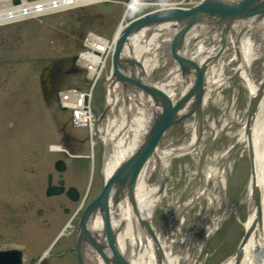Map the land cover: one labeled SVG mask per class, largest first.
Returning a JSON list of instances; mask_svg holds the SVG:
<instances>
[{"label": "bare ground", "instance_id": "6f19581e", "mask_svg": "<svg viewBox=\"0 0 264 264\" xmlns=\"http://www.w3.org/2000/svg\"><path fill=\"white\" fill-rule=\"evenodd\" d=\"M35 1V3L33 2ZM211 2L210 6H206L205 10L213 12L214 14H204L203 12H198L197 17L192 16L188 13V10L196 8L201 4L195 3V0H158L151 1L154 4H151V8H158L162 13H169L170 17L167 18L166 22H152V23H142L132 27H127L129 24L123 22H117L111 34L105 35L104 37L95 35L94 33H89L85 41H80L79 35H76L81 30L86 28L84 23H79L80 18L85 19L86 16H89L86 11L90 8L91 4H98L101 0H58L51 1L47 0L45 3L37 2V0H0V26L10 22V21H20L22 19H27L30 16L33 17V20L42 22L45 14L53 15L56 13L68 14L63 17V22L65 23V30L70 31L71 38L66 39L64 46L65 48L71 50L73 48L81 49L85 46L88 50H94L96 52L95 59L97 62L95 64L90 63V68L88 72L95 74V77L102 71L103 63L105 62L104 58L109 57L110 54L117 57L120 61V57L124 53L132 55L135 59L139 61V64L145 70L146 74H149L152 71V68L156 67L160 61L163 59L170 58L169 51H175L177 55L184 59H189L192 55H197V58L202 59L208 58L212 63H209V60H202L201 67L206 72V83L207 88L214 90L215 87L224 85L231 77H239L241 83L248 89L250 94L255 93L258 84L253 79L250 66L254 59L260 57L264 51V19L261 15L255 16L257 13L250 12V5L254 7V4H258V1L264 0H249V7L244 3L242 8H238L237 5L233 2L236 0H209ZM239 1V0H238ZM213 2V3H212ZM156 3V4H155ZM32 4V5H31ZM46 4V5H45ZM182 4L185 5V8H182ZM194 4V6L192 5ZM214 4V5H213ZM237 7V12L239 14L232 16H224L221 13L222 9H227L231 5ZM39 6V10L42 12L35 11V6ZM45 7H41V6ZM192 5V6H191ZM149 7L150 4L145 5ZM219 6H222L221 9H218ZM244 6V7H243ZM78 8V9H76ZM157 9V10H158ZM199 7L197 10H200ZM73 10V11H71ZM158 10V11H159ZM70 11V12H69ZM235 10H233L234 12ZM69 12V13H68ZM236 12V13H237ZM45 13V14H44ZM251 13V14H250ZM79 14V16H78ZM249 15L248 17H245ZM78 16V18H77ZM264 16V15H263ZM208 17V18H206ZM101 18L92 19L94 22H97ZM60 23V22H59ZM216 24V26L214 25ZM213 24V33H210V30L206 29L205 25ZM127 27V28H126ZM205 27V28H204ZM126 28V29H125ZM196 30H199L197 32ZM124 31H129V33H124ZM82 32V31H81ZM99 32V31H98ZM201 38H200V37ZM175 37H180V45L176 47L172 46ZM203 39H210V42L203 44ZM119 42L120 50L119 55L118 44ZM206 43V41H205ZM83 45V46H82ZM75 49V50H77ZM72 51V50H71ZM92 53H89V55ZM210 55V56H208ZM221 55L228 58V61L221 59ZM217 60L216 62H214ZM234 60L235 63L229 67V72L225 73L223 70L229 61ZM47 64V73L53 71L52 68L56 66V70L59 71L62 64V60H55ZM184 68L181 69V63L179 60L174 57V63L172 69L167 70V77L162 81L151 80V84L147 86L146 80L139 79V81H132L131 77L128 74L132 69L137 68L135 63L129 60L126 57H123V60L120 62L113 61L112 70L110 71L111 75L115 76L114 81H108L107 90L105 93V102H107L109 109L118 115L112 114L113 118L107 120V122L101 127L98 131V136L104 138L105 140L110 139L113 149L111 152H108L107 158L104 161L102 173L104 176H108L111 173V170L114 169L118 160L123 156L130 153H134L132 161L129 160L128 169H133L137 159H139L140 152L139 148L134 149L136 144L141 139L143 132L146 130L147 126H151L152 123L149 122L150 116L163 113L166 110L163 109V101L157 99L156 93L161 92L170 96L172 99L176 97H181L185 93L184 86H187L186 80L190 78H182L179 70H182V75L185 76L188 73H197L193 66L187 64L183 61ZM207 65V66H206ZM63 66V65H62ZM230 77V78H229ZM229 78V79H228ZM192 79V77H191ZM148 80V79H147ZM259 79L258 81H260ZM257 81V82H258ZM129 83L127 86V91L130 92V97L127 96V91L123 90L124 86ZM48 88L46 89V94L51 95L54 91L52 88V83H47ZM146 85L147 87H144ZM158 87H156V86ZM140 89V93L137 91ZM6 90H11L9 87ZM204 90H200L199 102L200 103H213L214 95L210 90L203 93ZM138 92V93H137ZM208 92V93H207ZM137 93V94H135ZM196 93V92H195ZM195 93L190 96L183 104V100L177 106L176 101L168 100V105L172 108V113L175 116L180 115L181 118L184 117V114L190 110L197 107L195 102ZM67 98H60L59 102L62 104H69L71 96L69 93L66 95ZM214 96V97H213ZM84 98V93L79 94L75 99L79 100ZM217 98V96H216ZM179 100V99H178ZM81 103L83 101L79 100ZM121 102V103H120ZM4 104H6L4 102ZM55 104V102H54ZM182 104V105H181ZM264 93L261 96V99L258 103L257 110L252 114L251 122V139L254 151V183L257 184L260 190V204L264 205ZM56 105V104H55ZM116 107L115 111L113 108ZM158 108V111L154 109ZM77 109V108H76ZM178 109V110H177ZM185 110V113H180L179 111ZM153 111V112H151ZM77 112H81V109H77ZM125 115V116H124ZM214 122H211L213 125ZM125 125L126 132L122 130V126ZM154 125V123H153ZM194 125V124H193ZM191 135L190 141L179 147H164L160 151L161 162L165 163L174 155H182L187 151H191L195 156L200 157V152L194 151L195 145V133L197 127L192 126L190 128ZM244 129L239 130L238 140L244 142L247 140L246 136L243 134ZM125 133V134H123ZM97 136V135H93ZM93 141V139H92ZM169 143V141H168ZM93 144H90V147ZM51 149L58 150L59 144L50 145ZM134 149V150H133ZM221 154V153H220ZM158 156V153L155 154ZM222 159L224 155H221ZM149 159V158H148ZM155 159V158H154ZM156 161L154 160L153 163ZM209 162V161H208ZM150 162L149 164H153ZM222 168L217 167L211 164H207L203 169V178L208 181L209 184L212 179H219L222 181ZM89 173L88 170H86ZM126 172V171H125ZM146 178L143 177V180L140 181L138 189L133 190V193L136 194V200L142 211L149 213L152 211L154 203L158 202L162 198V189L159 190V184H149L145 181ZM199 190V186L196 188ZM210 186L200 189L194 199H189L186 204L194 203L197 204L196 199H203L210 207L217 203L218 208L222 211L226 209V204L222 199L220 194H211ZM114 196V192H111ZM110 193H108V199L112 198ZM127 199L121 198V201L118 203L116 211H121V215H104L106 220H108V225L111 224L114 228L110 230L112 233L115 231L116 235L111 236L113 239L114 246H109V239H106V235L103 234L104 227L102 225V216L98 213L90 214L91 220L87 221L85 226L87 230L96 232L100 235L94 236L95 240L91 244L92 239L87 236L83 237L85 241L91 245V251L95 253V256L104 258L107 263L109 262V255H112V248L115 249L117 253L122 256L126 255L130 264H158L157 263V251L158 247L161 246V237H164V241L167 246L165 247V254L162 251L159 259L162 260V264H178L179 260H183L186 264H191L190 251L184 249L181 244L183 241H186L184 230V225H181V222L184 217L179 216L176 218L173 223L174 227L170 228L169 231H166L163 234V231L158 235L155 231L152 234L145 233L144 228H140L137 225V216L132 210V205ZM200 202V200H199ZM184 204V203H183ZM112 207H116L117 204H112ZM139 209V208H138ZM140 210V209H139ZM138 210V212H139ZM140 210V211H141ZM200 210V208H199ZM262 213V212H261ZM69 215H72L70 213ZM67 215V220L69 219ZM143 216V215H141ZM217 216H210L208 222H205L204 229L207 231L213 230L217 225ZM261 221V224H256V228L250 230L247 233V236L244 240L243 250L238 260V264H264V213L257 216L255 213V208L251 206L249 209L248 216L245 221V225L251 221ZM104 220V219H103ZM122 222V223H121ZM121 223V224H120ZM258 223V222H257ZM145 230V231H144ZM106 230L104 231V233ZM91 235V234H90ZM110 237V236H109ZM175 237V239H173ZM99 239L101 241H99ZM190 240V239H189ZM107 243V246H105ZM200 245L196 248V253L198 251L202 253V247L204 244L198 243ZM177 245V246H176ZM181 246V247H180ZM103 264V262H102ZM222 264H232L231 258L225 260Z\"/></svg>", "mask_w": 264, "mask_h": 264}, {"label": "rangeland", "instance_id": "374dc122", "mask_svg": "<svg viewBox=\"0 0 264 264\" xmlns=\"http://www.w3.org/2000/svg\"><path fill=\"white\" fill-rule=\"evenodd\" d=\"M100 6L102 5L97 4L96 7L109 9L110 12L115 14L114 22L109 23L110 25L108 24L107 28L97 25L93 28L103 29L110 33L121 16L120 8L117 5H107L108 8ZM146 9L147 7L130 9L127 15L129 17L130 14L132 16ZM63 16L64 14L57 13L47 16L42 22L27 19L0 26L1 199L7 197L22 198L27 194L40 195L42 201H37L35 207L42 206V204L46 205V202L53 199L44 196L42 192L45 185L44 173L48 170L50 162L58 156L55 151L49 149V144L57 142L56 138L59 137L61 125H64L68 120V115L54 104L55 96L53 99L52 97H42L43 93L38 76L44 65L60 54L59 52L55 53V49L59 47L56 34L60 26L57 21ZM170 65L171 61L165 59L155 73L158 76L161 75ZM231 65H233V62L228 64V66ZM224 72L228 73L229 68ZM250 72L256 82L262 77L264 73V52L263 55L252 62ZM78 80L77 75L69 74L64 77L60 85H67L71 82L78 83ZM227 86L223 85L218 90L221 99L216 103L215 113L216 116L220 115L228 122L214 139L209 138V142H204L199 146L200 149L201 147L204 148L205 156L198 162L193 154L186 153L171 159L166 167L163 195L154 204L151 216L152 224L157 230L169 229L170 216H174L175 213L184 217L182 222L185 226L189 224L190 230L196 226L202 227L205 217L209 214L207 204L203 200L197 202V204H186L184 202L189 198H193L198 185L199 189L204 185L201 181L203 169L208 163L211 165L214 163L215 166L220 164V153L232 142L238 132L239 118L244 114L243 110L247 103L248 90L241 83L239 77L230 80ZM8 87L11 90H6ZM102 98L103 86L100 82L94 91L95 105L100 107ZM225 103L228 105L225 106ZM228 106L231 107L228 108ZM205 113L207 118L205 133L208 134L211 129L209 123L212 120L209 106H206ZM184 125L183 122H180L166 133L164 138L170 141V145H177L187 137ZM26 137L30 139L25 140ZM224 167L226 173L225 186L220 194L224 195L227 206L222 211L218 208L216 202L214 204L212 215H222V218H219L217 222L218 226L210 238L206 254L200 264H219L220 261L229 256L243 233V224L247 218L245 197L248 162L245 147L240 146L236 149L224 161ZM30 181H33V183H30ZM148 182H154V175L150 176ZM98 189V186L92 187L88 192V198L94 196ZM218 191L219 188L215 181L212 193L218 194ZM84 193H86V189H81L80 194L83 196ZM67 203L69 204V202ZM70 204L71 209L75 211L80 202ZM49 215H62V213L55 206V210ZM204 215L206 216L204 217ZM56 229L55 227L51 231ZM202 233L203 231L199 230L191 236H187V240L190 239L188 241L190 249L188 250L192 255L196 252ZM65 243H70V237L65 236L57 242L60 247ZM37 246L41 248V244ZM71 259L73 258L63 257L64 261ZM179 264L186 263L180 261Z\"/></svg>", "mask_w": 264, "mask_h": 264}, {"label": "water", "instance_id": "95a60500", "mask_svg": "<svg viewBox=\"0 0 264 264\" xmlns=\"http://www.w3.org/2000/svg\"><path fill=\"white\" fill-rule=\"evenodd\" d=\"M255 1V0H254ZM213 3V2H212ZM211 2L209 0H205L204 2L201 3V5H199L198 7L196 8H192L190 10H188V13L192 16H195L197 17V13L198 12H203L205 15L206 14H209L208 17L212 14H214L213 12H209L207 10H205L207 7L206 6H210ZM247 7L245 8H248L249 7V0H245V3H244ZM263 3L261 2H258V4L251 6L249 7L250 8V12L251 13H256L257 14L259 13H264V6L261 8L260 6L262 5ZM214 5V4H213ZM237 5V4H236ZM201 8L200 10H197L198 8ZM238 8H242V6H239V4L237 5ZM237 7H235L233 4L228 7L227 9H222L223 11L221 13L224 14V16H232V15H237L239 14L237 12ZM244 7V6H243ZM222 6H219L218 9H221ZM233 10H235L233 12ZM237 12V13H236ZM250 13V14H251ZM170 17V14L169 13H162L161 10L159 11H154L152 13H149L147 15H144L138 19H135L133 20L132 22L129 23V25L127 27H132V26H135V25H139V24H142V23H152V22H166L167 21V18ZM206 17V18H208ZM126 27V28H127ZM125 28V29H126ZM125 35L126 33H129V31H124ZM180 37H175L174 39V42L172 43V46L173 47H176L177 45H180ZM120 42L119 44L117 45L118 46V51H117V54L119 55V52L120 50H122V48L120 47ZM176 51V50H175ZM174 50L172 51V54L174 57H176L179 62L181 63V69L184 68V64H183V61L186 62L187 64H190V66H193L196 68V71H197V77L195 79V85L196 86H200V80H199V76H200V70L198 69V67L195 65L194 62H192L191 60L189 59H182L180 58L177 53L175 52ZM123 60L121 57H120V61ZM113 61H116V62H120L116 56L113 55ZM182 71V70H181ZM115 77V76H113ZM132 81H139L138 78L136 77H133L132 78ZM144 87H147L146 85H143ZM156 97L157 99H160L162 100L164 103H163V109L166 110L165 112L163 111V113H160V114H156L154 120H153V123H152V126L151 128L149 129L148 133L146 134V136H144L143 138V142L140 144V146L138 147V152H140L141 150V153H140V156H139V159H137L135 166L133 169H128V165L130 164L129 163V160L131 162L132 161V158H133V155L132 157L128 158L125 162H123L121 164V166L119 167V169L115 172V174L110 178V180L106 183L105 187L103 188V190L101 191V193L96 197L94 198L89 204H87V206L85 207L84 211H83V214L80 218V222H79V238H83V237H87L89 236L91 239H92V244L94 243V239H93V235L92 233H90L89 230H87L85 224L87 221H89V218L91 217L90 214H94V213H98L100 216H102V220L104 222V226L106 229H108V220H106V218L104 217V215H107V214H111V210H112V214L116 215L115 213V209L114 207H112V205H110L109 203V200H108V193H111V191H114L115 189L117 194L118 192L123 189V188H126V190L128 191V194H129V201L132 205V210L134 212L135 215H139L137 216V224L140 226V228H144L146 230V233L147 234H152V231L150 229V226L147 222V220L143 217V216H140V214L138 213L137 211V207H136V204H135V199H134V196H133V185H134V181L138 175V172L141 168V166L144 164V162H148V158L152 152V149L153 147L155 146V143H156V139H157V136H159V134L162 132V130L167 127L169 124H171L174 120H175V115H173L172 113V108L168 105L167 103V97L161 93V92H157L156 93ZM252 105L254 104V100H252ZM177 106V105H176ZM197 111H199L197 109ZM251 112L252 111H249L248 113V117H247V127L249 126V123H250V120H251ZM248 133V131L246 132ZM248 152H249V161H250V167H251V195H250V203L252 205H254V208H255V213L257 214V216H259L260 214L262 215V206L260 204V190L258 188V186L256 184H254L253 180H254V164H253V153H252V148H251V144L248 143ZM126 171V172H125ZM117 199H118V196L116 197H113L112 198V204H116L117 203ZM254 223L247 229V231L245 232L237 250L235 251L234 253V261H233V264H238V260L240 259V255L242 253V250H243V245H244V240L247 236V233L253 229L254 226H256V224H260V221H258V219H256L255 221H253ZM258 222V223H257ZM144 230V231H145ZM91 234V235H90ZM107 236H108V239H109V246L113 247L114 244H113V239L111 238V236H114V232L112 233L111 231L107 230ZM110 236V237H109ZM113 241V242H112ZM113 252H112V256H111V260L113 262V264H128V263H125L121 257V255L119 253H117L115 251V249H111ZM161 250L158 248V251L156 253L157 255V263L159 264L160 263V260L159 259V256H161Z\"/></svg>", "mask_w": 264, "mask_h": 264}, {"label": "flooded vegetation", "instance_id": "af4514ba", "mask_svg": "<svg viewBox=\"0 0 264 264\" xmlns=\"http://www.w3.org/2000/svg\"><path fill=\"white\" fill-rule=\"evenodd\" d=\"M65 141L66 144L73 150L77 149L78 146L81 145V140L76 139V138H72L70 136H66L65 137ZM18 207L17 206H8L7 207V211L5 210V213L0 214V241L3 235V230L7 229V228H11L16 230L18 228L17 224H14L16 221H18L17 218L21 217L22 220L21 222H19V225H33L34 224V219H36V217H39L40 215H26V217H24V215H17L19 214L17 211ZM29 210V208H25L24 211ZM37 213H39V211H37ZM54 219L51 218L50 222L53 221ZM28 221V222H27ZM27 222V223H26ZM45 223H47V221H43ZM13 223V224H12ZM48 224H46L47 226ZM30 227V226H29ZM28 229V228H27ZM10 236H13V234H10ZM3 246L2 243L0 242V247Z\"/></svg>", "mask_w": 264, "mask_h": 264}]
</instances>
